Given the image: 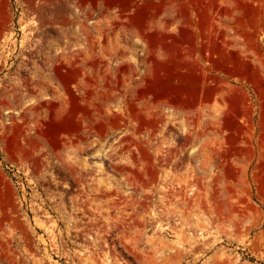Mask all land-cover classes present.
I'll return each mask as SVG.
<instances>
[{
    "label": "rangeland",
    "instance_id": "1",
    "mask_svg": "<svg viewBox=\"0 0 264 264\" xmlns=\"http://www.w3.org/2000/svg\"><path fill=\"white\" fill-rule=\"evenodd\" d=\"M0 264H264V0H0Z\"/></svg>",
    "mask_w": 264,
    "mask_h": 264
}]
</instances>
